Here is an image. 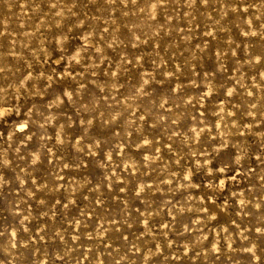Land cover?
Segmentation results:
<instances>
[{
	"label": "rangeland",
	"instance_id": "374dc122",
	"mask_svg": "<svg viewBox=\"0 0 264 264\" xmlns=\"http://www.w3.org/2000/svg\"><path fill=\"white\" fill-rule=\"evenodd\" d=\"M0 264H264V0H0Z\"/></svg>",
	"mask_w": 264,
	"mask_h": 264
}]
</instances>
